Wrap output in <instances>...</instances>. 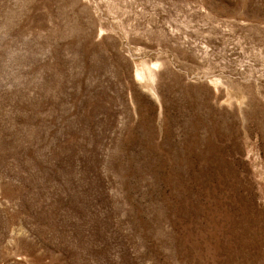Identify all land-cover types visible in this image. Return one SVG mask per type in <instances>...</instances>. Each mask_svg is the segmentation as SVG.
<instances>
[{"label":"rangeland","instance_id":"374dc122","mask_svg":"<svg viewBox=\"0 0 264 264\" xmlns=\"http://www.w3.org/2000/svg\"><path fill=\"white\" fill-rule=\"evenodd\" d=\"M0 264H264V0H0Z\"/></svg>","mask_w":264,"mask_h":264}]
</instances>
